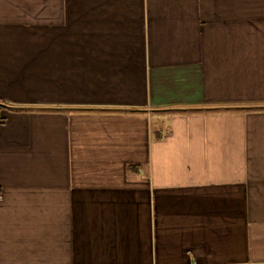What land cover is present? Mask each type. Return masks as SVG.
Instances as JSON below:
<instances>
[{
	"label": "crops",
	"instance_id": "0c3cea01",
	"mask_svg": "<svg viewBox=\"0 0 264 264\" xmlns=\"http://www.w3.org/2000/svg\"><path fill=\"white\" fill-rule=\"evenodd\" d=\"M0 264H264V0H0Z\"/></svg>",
	"mask_w": 264,
	"mask_h": 264
},
{
	"label": "rangeland",
	"instance_id": "374dc122",
	"mask_svg": "<svg viewBox=\"0 0 264 264\" xmlns=\"http://www.w3.org/2000/svg\"><path fill=\"white\" fill-rule=\"evenodd\" d=\"M157 120H158V116L157 115H154L153 117H152V122L153 123H155V122H157Z\"/></svg>",
	"mask_w": 264,
	"mask_h": 264
}]
</instances>
